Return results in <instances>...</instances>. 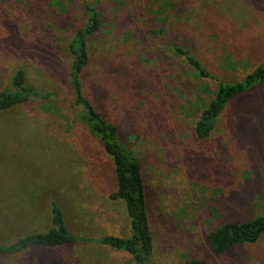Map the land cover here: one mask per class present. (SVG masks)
I'll list each match as a JSON object with an SVG mask.
<instances>
[{
    "label": "rangeland",
    "instance_id": "1",
    "mask_svg": "<svg viewBox=\"0 0 264 264\" xmlns=\"http://www.w3.org/2000/svg\"><path fill=\"white\" fill-rule=\"evenodd\" d=\"M86 3L103 15L88 43L85 92L142 165L151 262L264 264V236L222 255L206 240L264 215V82L228 103L207 139L195 134L218 81L241 82L264 64V0H0V91L23 69L29 86L57 95L53 107L31 100L0 112V243L50 230L53 203L86 237L0 255V264H135L93 240L132 230L125 204L110 198L112 158L74 105L69 45ZM177 47L214 77H200ZM108 58L122 72L104 68Z\"/></svg>",
    "mask_w": 264,
    "mask_h": 264
},
{
    "label": "trees",
    "instance_id": "2",
    "mask_svg": "<svg viewBox=\"0 0 264 264\" xmlns=\"http://www.w3.org/2000/svg\"><path fill=\"white\" fill-rule=\"evenodd\" d=\"M85 13L86 23L76 31L69 45L73 56L69 78L75 97L74 105L79 110L81 109L80 119L83 124L85 123L89 134L100 141L105 153L112 158L117 177V190L111 194L110 198L120 200L125 204L132 230V236L126 239L115 236L102 237L98 241L92 239L115 250L128 252L135 264H155L151 262L153 234L147 212L146 185L142 165L131 150H126L121 145L118 127L97 110L85 92L83 76L91 64L88 43L100 29L103 15L98 5L92 3H86ZM176 54L184 58L200 77L209 79L214 77L187 49L177 47ZM103 67L122 72L113 63V58L104 60ZM263 82L264 64L249 73L241 82L218 81L217 91L195 124L196 136L202 140L207 139L215 129L217 120L228 103ZM56 98L57 95L52 92H40L29 86L25 71L19 69L12 78L11 88L0 91V112L8 111L31 100H42L52 105ZM52 224V228L45 233L28 234L11 244L0 243V255L20 256L33 249L44 252L86 241V237L77 236L68 228L64 213L56 203L52 205ZM263 236L264 215L245 223H228L210 233L206 240L216 255H222L237 245L255 244ZM186 264L205 263L193 261Z\"/></svg>",
    "mask_w": 264,
    "mask_h": 264
}]
</instances>
